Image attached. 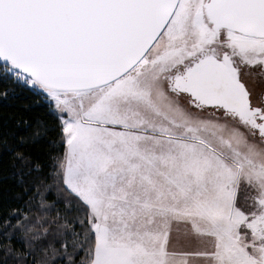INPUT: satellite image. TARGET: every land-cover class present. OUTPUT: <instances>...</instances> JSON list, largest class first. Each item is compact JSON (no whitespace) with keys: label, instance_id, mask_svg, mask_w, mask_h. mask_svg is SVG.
Masks as SVG:
<instances>
[{"label":"snow or ice","instance_id":"snow-or-ice-1","mask_svg":"<svg viewBox=\"0 0 264 264\" xmlns=\"http://www.w3.org/2000/svg\"><path fill=\"white\" fill-rule=\"evenodd\" d=\"M0 264H264V0H0Z\"/></svg>","mask_w":264,"mask_h":264},{"label":"trees","instance_id":"trees-1","mask_svg":"<svg viewBox=\"0 0 264 264\" xmlns=\"http://www.w3.org/2000/svg\"><path fill=\"white\" fill-rule=\"evenodd\" d=\"M17 110L22 111V109H19L18 106H13L12 108H8V109L0 108V112H12V111H17Z\"/></svg>","mask_w":264,"mask_h":264}]
</instances>
